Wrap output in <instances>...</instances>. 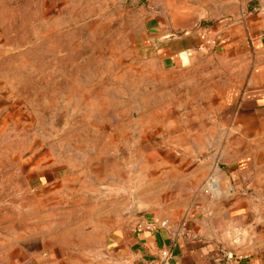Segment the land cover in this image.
I'll return each mask as SVG.
<instances>
[{"label":"rangeland","instance_id":"1","mask_svg":"<svg viewBox=\"0 0 264 264\" xmlns=\"http://www.w3.org/2000/svg\"><path fill=\"white\" fill-rule=\"evenodd\" d=\"M235 6L227 0H0V83L13 102L5 117L10 129L0 135L1 166L19 170L23 155L43 153L45 170L53 164L63 175L76 173L81 188L84 181L102 183L143 215L164 159L170 172L185 156L228 166L225 156L248 153L219 97L228 84L227 61L209 50L171 64L149 35L153 20L194 30L232 15ZM180 182L157 192L161 207L164 196L170 201L180 193ZM1 192L0 199L18 201ZM27 200L37 201L30 194ZM3 214L19 212L0 211V220Z\"/></svg>","mask_w":264,"mask_h":264},{"label":"crops","instance_id":"2","mask_svg":"<svg viewBox=\"0 0 264 264\" xmlns=\"http://www.w3.org/2000/svg\"><path fill=\"white\" fill-rule=\"evenodd\" d=\"M227 2H236L232 15L194 30L153 20L149 35L171 64L209 50L227 61L228 84L219 97L231 108L230 129L248 142V153L225 156L228 166L185 156L170 172L164 159L143 215L102 183L84 181L81 188L76 173L63 175L53 164L45 170L43 153L23 155L19 170L1 166L6 160L0 156L1 194L18 196L17 202L0 199V211L19 212L1 215L0 264H264V0ZM12 110L11 93L0 83V135L10 129L5 117ZM176 180L180 193L171 202L164 196L161 207L157 192L162 196ZM65 194L69 202L61 201ZM141 222L152 227L138 228Z\"/></svg>","mask_w":264,"mask_h":264},{"label":"built area","instance_id":"3","mask_svg":"<svg viewBox=\"0 0 264 264\" xmlns=\"http://www.w3.org/2000/svg\"><path fill=\"white\" fill-rule=\"evenodd\" d=\"M137 227L138 228L150 229L152 227V224H150L149 222H141V223H137ZM162 254L166 256L167 252L163 251Z\"/></svg>","mask_w":264,"mask_h":264}]
</instances>
